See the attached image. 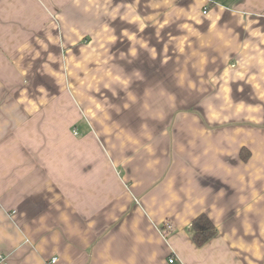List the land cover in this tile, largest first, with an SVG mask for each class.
<instances>
[{
	"label": "crops",
	"instance_id": "crops-1",
	"mask_svg": "<svg viewBox=\"0 0 264 264\" xmlns=\"http://www.w3.org/2000/svg\"><path fill=\"white\" fill-rule=\"evenodd\" d=\"M258 107L264 0H0V264H264Z\"/></svg>",
	"mask_w": 264,
	"mask_h": 264
},
{
	"label": "trees",
	"instance_id": "trees-1",
	"mask_svg": "<svg viewBox=\"0 0 264 264\" xmlns=\"http://www.w3.org/2000/svg\"><path fill=\"white\" fill-rule=\"evenodd\" d=\"M216 234L217 227L208 215L201 214L194 219L192 223V238L196 245H204Z\"/></svg>",
	"mask_w": 264,
	"mask_h": 264
},
{
	"label": "rangeland",
	"instance_id": "rangeland-1",
	"mask_svg": "<svg viewBox=\"0 0 264 264\" xmlns=\"http://www.w3.org/2000/svg\"><path fill=\"white\" fill-rule=\"evenodd\" d=\"M244 103H247V101L245 100L244 101ZM258 108H260V107H258ZM261 109V113H262V111H264V109H262V108H260ZM249 114H251L253 117H255V118H261V116H264V114L262 115V114H260L259 113V110H256V113H254V112H252V113H249ZM248 116H250V115H248ZM243 117H246V116H244L243 115ZM239 121H243V119H242V115H241V119H238ZM260 120H263L264 121V119H259V121ZM239 123V122H238ZM261 123V122H260ZM73 130V129H72ZM7 213V212H6ZM170 222V221H169ZM162 229V228H161ZM171 230H173V229H171ZM165 235H166V233H165ZM166 236H168V234L166 235Z\"/></svg>",
	"mask_w": 264,
	"mask_h": 264
},
{
	"label": "built area",
	"instance_id": "built-area-1",
	"mask_svg": "<svg viewBox=\"0 0 264 264\" xmlns=\"http://www.w3.org/2000/svg\"><path fill=\"white\" fill-rule=\"evenodd\" d=\"M206 12H207V8H204V13H206ZM1 259H2V256L0 255V260ZM55 260H56V258L53 259V261H55ZM170 261L172 262L173 261V258H171Z\"/></svg>",
	"mask_w": 264,
	"mask_h": 264
}]
</instances>
